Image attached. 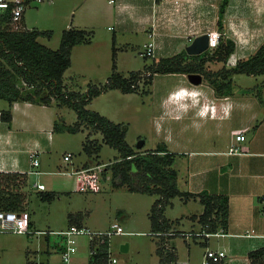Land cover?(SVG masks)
I'll return each mask as SVG.
<instances>
[{
	"label": "rangeland",
	"instance_id": "1",
	"mask_svg": "<svg viewBox=\"0 0 264 264\" xmlns=\"http://www.w3.org/2000/svg\"><path fill=\"white\" fill-rule=\"evenodd\" d=\"M79 8V0L33 2L25 8L22 23L25 27L50 28L51 36L40 34L38 38L53 48L59 46L62 31L68 27L69 22L73 26L89 30L91 40L76 43L71 49V63L63 73L65 86L84 91L89 86L105 88L106 85L105 89L94 94L85 105L120 122L125 129L126 139L137 150L155 146L163 139L165 133H172L171 126L174 123L166 119L164 126L160 127L161 120L157 119L159 101L171 85L178 79L186 77L177 73L157 72L153 74L154 78L150 84L145 81L147 74L142 73L139 85L134 90L125 91L119 86L108 85L107 79L114 70V60L117 62L116 70L129 75L133 70L143 69L145 64H151L154 58L160 55L156 51L155 55L143 53L146 50L145 44L152 38L146 31L136 30L137 28L130 24H121L114 15L108 18L98 17L90 22L84 12L81 13L83 7L81 10ZM72 9L78 10L75 16ZM246 14H248L246 20L249 19L253 25V32L244 35L247 39L258 30L254 23L259 19L249 13ZM17 23L20 24L21 20ZM108 24L111 26L108 27ZM253 38H257V35H253ZM256 43L257 41H253L245 44V51L253 50ZM226 63L229 65V60ZM222 64L223 61L217 59L206 62V66L213 70ZM231 77L234 89L237 90L236 94L249 89V98L254 99L255 95L257 100H264V73L235 72ZM207 82L203 74L202 83ZM52 103L50 110L55 111V119L59 120L60 125L65 126L62 129H53L50 147L39 153L40 164L34 165L33 168L42 171L33 172L28 176L29 183L25 188L29 192L27 206L31 212L33 231H0V264H38L43 261H47L48 264H88L91 246L87 233L76 234V250L72 252L68 261L62 260L66 240L61 230L68 227L72 219L77 221L76 218H80L91 229H105L111 222L119 221L126 231L110 236L112 253L117 255L123 264H157L158 234L152 230L150 209L159 193L131 190L126 185L115 186L111 183L110 173L105 176L97 167L85 171L87 188L78 190L72 174L66 171H53L70 170L90 158L83 148L87 134L102 142L98 151V161L108 164L118 157L120 152L116 146L103 140V132L92 123L80 124L73 106L56 99H53ZM178 123L176 121V124ZM71 124H77V128L75 130L68 128ZM183 127L184 130L181 132L186 135L184 139L187 152H176V165L181 171L191 165L188 158L189 150L205 145V139L198 134L197 138L190 139V135L194 133L193 126L188 123ZM245 132L242 133V138L245 137ZM35 135H38L37 132ZM45 135L46 133H43L42 142L47 141ZM140 138H144V143L138 146ZM67 151L72 153L70 157L65 156ZM204 164L205 161L201 162V165ZM37 178L45 184L42 190L35 184ZM41 191L55 194L51 198H46L41 196ZM194 198L191 196L187 199L175 195L173 197L175 203L173 205L169 203L164 211L168 216L179 217V221L173 226L176 233L170 235L167 242L170 248H174L176 253L185 259L190 249L192 258L200 259L206 247L200 240L202 235L187 234L189 230H200L199 220H194L191 215L182 214L198 211L202 206L203 202ZM211 236L212 240L225 239L223 235ZM122 242H128L127 249L121 248Z\"/></svg>",
	"mask_w": 264,
	"mask_h": 264
},
{
	"label": "crops",
	"instance_id": "2",
	"mask_svg": "<svg viewBox=\"0 0 264 264\" xmlns=\"http://www.w3.org/2000/svg\"><path fill=\"white\" fill-rule=\"evenodd\" d=\"M220 1L79 0V9L83 7L81 13L84 12L90 22L98 17L108 18L114 15L121 24H130L135 26L136 30L146 31L152 37L148 41L154 42V51L163 56L186 49V45L196 34L214 28L215 25L218 27ZM72 11L75 16L78 10L72 9ZM246 13L259 19L253 22L258 30L247 39L244 35L253 32V25L249 19L246 20L248 15ZM222 20L224 34L231 36L236 42L235 49L227 58L229 65L234 64L239 57L252 52L264 40V0H229ZM67 25L73 26L71 22ZM109 26L111 25L108 24ZM253 35H257V38H253ZM253 41H257L253 50L245 51V44ZM154 53L151 55H155ZM149 65L145 64L143 69H148ZM167 72L181 74L186 78L178 79L159 101L160 110L157 119L161 120L160 127L164 126L166 119L170 123L174 122L171 126L172 133H165L160 141H165L169 149L175 153L187 152L184 139L186 135L181 131L188 123L194 127V133L190 135V139L197 138L198 135L205 139V145L189 150L188 158L191 165L183 171L176 165L175 157L174 164L178 171L179 187L189 191L177 195L187 199L193 196L194 199L200 200L199 192L206 190L225 194L228 198L227 222L226 225H220L227 232L223 235L225 239L212 240L211 235L200 234L201 242L206 245L203 257L192 258L190 249L186 259L176 253L175 264H204L207 248L225 249L226 255L220 260L222 264H253L256 260L263 261L252 252L262 247L264 237L247 235L244 232L251 228H255L256 232H264V213L262 212L264 208V100H257L255 95H253L254 99L249 98V90L246 89L237 94L236 89L233 93L219 94L209 81L203 84L202 79L201 82L194 83L187 77V72ZM51 103L52 101L43 103L30 99H15L10 102L0 97V171H26L28 176L33 172L42 171V169L33 168L34 165L40 164V159L38 163H33V153L36 152L38 156L41 151L50 147L52 132L53 129L55 130V111L50 110L53 104ZM8 107L11 109L10 120L4 119L1 115V110ZM176 121L179 123L176 124ZM244 131H246L244 138L237 137V134ZM36 132L38 135H35ZM43 133H46V142H42ZM230 146H235L237 149L229 150ZM90 160L89 158L82 161L81 165L70 170L55 169L53 171H66L72 174L73 176L69 175L73 177L76 186V174L73 169L84 167L86 161L91 164ZM203 161L205 164L201 165ZM33 169L39 171H33ZM36 182L42 181L37 178L35 184ZM173 197L171 205L175 203ZM203 208L204 204L198 211L182 214L191 215L194 220H199ZM166 216L175 220L170 227L173 229L179 217ZM76 219L77 221L71 223L85 225L80 218ZM199 222L201 230L203 225L200 220ZM173 234L175 233L172 232L171 235Z\"/></svg>",
	"mask_w": 264,
	"mask_h": 264
},
{
	"label": "trees",
	"instance_id": "3",
	"mask_svg": "<svg viewBox=\"0 0 264 264\" xmlns=\"http://www.w3.org/2000/svg\"><path fill=\"white\" fill-rule=\"evenodd\" d=\"M229 0H221L219 4L218 28L221 30L219 43L213 48H206L202 52L190 53L186 49L169 55L154 58L148 69L133 70L129 75L116 70V61H113V72L107 79L108 85L119 86L125 91L138 87L143 71L149 70L145 81L150 83L153 74L157 71H199L205 75L207 81L213 85L219 94L234 92L232 74L246 72L249 74L264 73V40L249 54L239 57L234 64L227 65L229 54L235 49V40L224 34L223 16ZM24 16L17 20L11 19L10 9L0 11V97L8 101L15 99H30L34 102L50 103L53 99L73 106L82 122L92 123L103 132V140L116 146L120 155L105 165L102 174L110 173L111 183L115 186L126 185L131 190L145 192H158L154 200L150 217L153 231L157 233V264H175L177 255L174 248L167 247V235L174 219H169L165 207L171 203L172 197L177 194L188 193L179 187L177 168L174 164L176 153L169 149L165 141H159L154 147L146 150H137L126 139L125 129L120 122L115 121L98 110L85 105L94 94L103 89L96 85L86 90L67 88L63 81L64 70L71 63L72 46L80 42L91 40L89 30L83 27L70 26L62 31L60 44L53 48L39 40L38 36L44 34L51 36L50 28L25 27L22 23ZM21 20V25L17 22ZM115 55V53H114ZM222 60L223 64L217 69H209L206 62L209 60ZM249 90V89H248ZM1 115L4 119H11V109L3 108ZM65 125L59 124L55 119L54 128L62 129ZM68 128L75 130L77 124ZM102 142L98 138H91L87 134L83 148L90 155L91 164L99 163L98 151ZM96 152V154H94ZM97 159V161H95ZM89 161L85 166L91 165ZM29 183L26 171H0V208H14L27 211L32 223L31 212L28 211ZM42 190V188H41ZM41 196L51 198L55 192H42ZM200 200L204 204L199 220L206 228L214 230L220 225H226L228 218V198L225 194L201 190ZM74 221L73 219L71 222ZM72 224V223H70ZM95 244L91 240L90 246ZM108 238L96 245L97 250L90 252L88 264H107ZM64 249V248H63ZM253 255L263 259L264 248L252 252ZM257 259V258H255ZM206 264H222L220 260H209Z\"/></svg>",
	"mask_w": 264,
	"mask_h": 264
},
{
	"label": "built area",
	"instance_id": "4",
	"mask_svg": "<svg viewBox=\"0 0 264 264\" xmlns=\"http://www.w3.org/2000/svg\"><path fill=\"white\" fill-rule=\"evenodd\" d=\"M41 1H52V0H0V11L4 9H10L11 13V19L17 20L24 14L25 8L32 4L33 2H41ZM110 1H116V0H110ZM208 32V48L215 47L220 40L221 36V30L217 27L209 28L207 29ZM146 50L143 53L146 54H153L154 53V42L152 40L148 41L146 44ZM144 74H149L150 71L146 70L143 71ZM140 81V79H139ZM237 137L242 138L243 134L239 133L237 134ZM237 149L235 146H230L229 150ZM71 152L68 151L66 153V157L71 156ZM33 163L39 162V157L37 156V153H33ZM106 165V162H99L95 164H91L89 166H84L82 168H75L73 169L74 173L76 174V189H86L87 188V177L85 171H88L90 169H93V167H97L100 172ZM33 171H39L37 169H33ZM102 173V172H101ZM37 187L44 188L45 184L44 182H36ZM264 213V208L262 210ZM206 223L201 230H189L187 234H204L206 236L215 234V235H224L227 233L222 226H219L218 228L211 230L206 228ZM22 231V232H32L33 229L30 225V218L27 211H20L14 208H0V231ZM38 231H40L38 229ZM65 235V248L62 251V260L68 261L70 259V256L72 252H74L77 248L76 246V234L78 233H87L90 236V244L91 240L95 242L90 248V252H94L97 250L96 245L104 241L106 238H108V254H107V264H123L119 257L112 253L111 247H110V236L114 233H123L126 230L123 228L122 224L119 221H113L111 222L110 226L105 229H91L90 227L86 225H79L72 223L68 227L61 230ZM156 233L162 232V231H155ZM166 235L168 233H176L174 229H170L169 231H163ZM183 232V231H182ZM244 234L247 235H262L264 237V232H256L255 228L247 229ZM168 236L166 237V246L168 247L170 244L167 242ZM264 248V243L262 245ZM226 255L225 249L223 248H207L205 253V259L203 260V263L206 264L210 259L213 260H221ZM38 264H48L47 261L40 262ZM62 264V263H60ZM253 264H264V255H263V261L256 260Z\"/></svg>",
	"mask_w": 264,
	"mask_h": 264
},
{
	"label": "water",
	"instance_id": "5",
	"mask_svg": "<svg viewBox=\"0 0 264 264\" xmlns=\"http://www.w3.org/2000/svg\"><path fill=\"white\" fill-rule=\"evenodd\" d=\"M186 50L190 53H198L206 48H208V32L203 31L196 34L193 39L186 45ZM187 77L190 81L194 83H199L203 79V74L199 71H189L187 72ZM144 143V138H140L137 142L138 146H141ZM128 242H122L121 248L127 249Z\"/></svg>",
	"mask_w": 264,
	"mask_h": 264
}]
</instances>
